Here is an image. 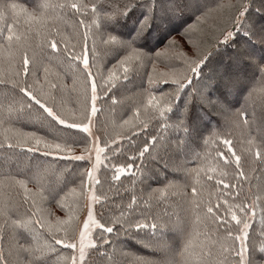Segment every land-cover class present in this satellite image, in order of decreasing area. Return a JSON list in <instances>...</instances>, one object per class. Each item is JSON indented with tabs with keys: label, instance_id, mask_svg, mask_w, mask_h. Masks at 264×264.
I'll use <instances>...</instances> for the list:
<instances>
[{
	"label": "snow or ice",
	"instance_id": "snow-or-ice-1",
	"mask_svg": "<svg viewBox=\"0 0 264 264\" xmlns=\"http://www.w3.org/2000/svg\"><path fill=\"white\" fill-rule=\"evenodd\" d=\"M250 4L251 0H241L238 4L227 5L235 8V27L242 30L243 36L249 40L256 36L254 22L247 16ZM200 8L199 0H109L107 8L103 0L90 4L80 0H58L56 3L46 0L39 5L38 11H29L15 2L0 0V21H4V27H0V61L7 65L0 68V91L3 93L0 98V150L7 154L17 148H26L27 153H39L40 157L45 158L41 161L43 167L38 164L25 179L18 180L12 175L0 178V264H49V257L53 254L57 256L54 264H85L88 249H97L99 243H108L103 233H113L112 225H119L117 235L120 232L132 235L136 243L149 250L150 255L147 256L132 255L128 264H252L247 258L248 218L250 212L255 214L258 204L264 211V182L257 185L251 204L243 200L229 201L225 192L219 195L210 192L207 199L202 196L206 191L205 177L206 181L215 180L217 191L222 184L227 194H231V189L236 185L225 178L246 179L248 173L243 170V161L249 164L253 172L256 163L264 165V119L258 129L257 142V138L249 133L253 120L248 115L249 102L255 103L257 99L264 109V55L257 58L254 52H245V45H237L227 63H218L212 68H209L213 63L212 57L200 51L198 45H194L197 48L194 57H189L183 51L175 53L173 58L182 62V72L172 70L159 74L155 82L168 89L160 93V101L150 92L147 93V106L158 110L161 118L166 112L174 111V103L183 94V105L175 103L174 114L178 121L175 126L185 133V137L177 142V148L187 145L197 136L202 139L201 126L209 124L216 115L224 117L230 129H241L243 134L248 135L247 146L242 148L243 161L242 154L237 153L232 140L226 137L221 142L227 152L218 149L215 156L206 152L202 158L197 153L196 157L202 159V163L196 168L188 169L182 164L165 160L164 167L173 173H184V180H168L163 187L149 192L148 200L165 201L170 195L180 196L195 213L191 230L181 217L173 220L172 214L167 212L164 215L168 216V220H163L160 214L152 216L151 223L142 213V218H136L135 195L125 206L127 210L122 208L119 216H113L107 222H100L93 211L94 203L102 198L107 199L104 193L96 194V185L101 184L96 173L103 160L108 159L105 149L109 145L108 140L101 141L91 131L93 118L99 111L98 101L101 96H108L110 85L115 80L121 77L128 80L130 72L139 71L146 63L155 65L160 57L177 47L170 37L163 47L154 50L147 47L150 30L158 21L164 22L186 11H200ZM136 9L141 10L140 14L133 20L134 29L128 31L126 22L129 14ZM99 14H102V23L93 19ZM8 18L11 23L7 22ZM68 27L72 28L75 43H70L65 35ZM102 28L104 32L100 31ZM222 35L224 42L233 43L231 31L226 30ZM257 42L264 45V34L258 36ZM99 45L104 47L100 48ZM101 56L117 58L107 76L97 75L93 71ZM133 60L138 63H131ZM53 69H56L54 73ZM67 76L72 78L74 91L79 85L80 98L71 111L65 110L59 95L68 88L64 83ZM193 77L196 78L195 84ZM152 82L150 74L149 83ZM188 88H194V93L187 91ZM245 92L247 95L244 96L243 106L236 108L233 101ZM161 102L164 107L157 109V104ZM112 103H116L114 97ZM193 104L196 106L195 113ZM145 107L143 104L136 106V115L132 119L147 127V111L146 119L140 120L141 108ZM25 118L38 123L47 134L26 133L15 127V121ZM129 123L124 121L117 127ZM68 130L87 133L91 146L87 142L81 144L77 133ZM119 135L117 132L116 136ZM212 135L220 139L219 134L214 132ZM152 141L158 143V137L153 136ZM204 142L208 143L207 140ZM111 143L116 144L117 140L113 138ZM76 146L83 149L79 155L74 154ZM155 147L153 143L152 148ZM120 150L119 146L111 149L113 153ZM147 152L149 144L145 143L139 156L144 157ZM49 157L52 161L47 160ZM56 159L87 161L90 165L73 173L80 183L69 191L89 201L86 218L74 230L70 225L74 218L70 209L68 219H45L46 213L51 215L46 207L49 201H55L61 209H65L64 200L68 193L61 194L64 190L59 187V182L44 188L41 195H34L27 187L29 181L40 184L42 173L50 170ZM133 166L131 163L113 165L111 180L119 181ZM13 187L17 188L21 197L19 202L13 201L3 191L4 188ZM221 196H225L223 201ZM213 199L215 204L212 203ZM22 204L28 205L24 213L19 212ZM233 221L236 234L231 226ZM209 224L216 225L215 239L208 235ZM201 225L204 226L203 231ZM220 228L224 229L222 233L219 232ZM93 229L102 230L99 240L93 238ZM133 229L137 231L133 232ZM165 230L172 234L166 235ZM57 245L62 246V250L70 251L63 255ZM258 250L264 254V242L258 245Z\"/></svg>",
	"mask_w": 264,
	"mask_h": 264
},
{
	"label": "trees",
	"instance_id": "trees-1",
	"mask_svg": "<svg viewBox=\"0 0 264 264\" xmlns=\"http://www.w3.org/2000/svg\"><path fill=\"white\" fill-rule=\"evenodd\" d=\"M5 2H15L27 8L29 11H38L39 5L46 2V0H5ZM47 2L56 3L58 0H47ZM80 2L90 4L92 2L100 3L102 0H80ZM103 2L105 8H107L109 0H103ZM199 2L201 5L200 11H186L180 16L166 19L164 22L158 21L153 29L150 30L149 42L147 44L150 50L163 47L162 45L164 42L167 43L166 40L169 37L175 41L177 46L175 49L167 55L160 57L155 65L146 63L140 67L139 71L130 72L128 80H124L122 77L115 80L110 85L108 96H101L98 101L97 107L99 111L97 116L93 118L95 135L101 141H109L108 148L105 149L108 159L104 160L98 172V179L101 181V184L96 185V194L100 195L104 193L107 196V199L102 198L97 203L98 220L102 223L107 222L113 216H119L121 209L125 208L131 201L132 196L135 195L137 197V205L134 208L136 218H142V213L149 218L148 222L151 223V217L160 214L163 220H168V216L164 215L167 212L172 214L173 220L177 216L181 217L188 224L189 230H191V226L195 222V213L180 196L170 195L165 201L148 200L149 192L153 189L163 187L168 180H184V173H173L170 169L164 167L165 160L173 161L182 164L185 168L192 169L202 163V159H197V153L202 158L206 152L215 156L216 150L218 149L227 152L226 146L221 142L225 137L232 140L238 154H242V148L247 146L248 135L243 134L241 129H230L226 125L224 117L214 116L208 126L200 131L203 137L202 139L197 136L189 140L187 145L177 148V142L185 137V133L182 129L175 126L178 123L174 114L175 103L183 105V94L174 103V111L166 112L164 118L159 116L158 110L147 106V93L150 92L157 97V101H160V93L168 90L165 85L155 82L160 73L171 72L172 70L178 73L182 72V62L179 59L173 58L175 53L183 51L189 57H194L197 51L194 45H198L200 51L207 52L212 57L213 63L209 65V68L214 67L218 63H227L236 50L237 45H245V52L256 51L257 58L260 55H264V45L257 42L258 36L264 34V26H262V22L264 21V0H251V4L247 10V16L254 22L256 33V36H253L251 40L243 36L242 30H238L235 27V8L227 7L229 4H238L241 0H199ZM140 11L136 9L129 14V19L126 22V30L131 31L134 29L135 25L133 20L140 14ZM197 17L200 19L197 20ZM93 19L102 23V14H99ZM7 22L11 23L12 21L8 18ZM69 22L71 23V18ZM21 23H23V17H21ZM0 27H4V21H0ZM226 30L233 33L234 44L230 41L227 43L224 42L222 33ZM80 31L83 32V29H80ZM100 31L104 32L105 30L102 28ZM71 33L72 28L68 27L65 30V35L69 37L70 43H75V37ZM89 43L91 46V41ZM99 47L103 48L104 46L99 45ZM116 59L112 56H101L96 62V68L93 70L94 73L107 76L109 69H112L116 64ZM131 63H138V61L133 60ZM6 67L7 65L0 61V68ZM97 69L99 70L98 72ZM55 71L56 69H53V73ZM205 71L207 72L208 69H205ZM150 74L153 77L151 84L149 83ZM41 81L43 82L42 75ZM192 82L193 84L196 83L195 77H193ZM64 83L68 85V88L59 95L64 102L65 110L71 111L77 106L80 98L79 85H77L74 91L71 76L64 77ZM187 91L194 93V88H188ZM246 95L247 93L245 92L243 95L241 94L235 98L233 103H235L236 108L243 106L244 96ZM2 96L3 93L0 91V98ZM113 97L116 100L115 104L112 103ZM141 104L146 107L141 108L140 120L146 119L145 111H147V127H144L139 121L132 119L136 115V106ZM162 107H164L163 102L157 104V109ZM195 107V104H193L194 113ZM248 115L249 119L253 120L249 133L252 137H256L257 142H259L258 129L262 119H264V109H262L258 99L255 103L249 102ZM124 121H130V123L123 127H117L118 125H122ZM14 123L15 127L22 129L26 133L36 132L41 136L47 134L44 128H41L34 121L30 122L28 118L15 121ZM163 125H167V127ZM68 131L76 132L81 144L87 142L91 146V138L87 133L80 132L79 130ZM117 132L120 134L119 137L116 136ZM214 132L219 134V140L212 135ZM153 136L158 137V143L152 141ZM122 137L127 138L124 139ZM113 138L117 140L116 144L111 143V139ZM205 140L208 141L207 144H205ZM145 143L149 144V152L145 153L144 157H140L139 151L143 149ZM153 143L156 144L155 149L152 148ZM101 146L103 147L104 144L101 143ZM118 146L121 149L120 152L113 153L111 149H115ZM82 150L81 146H76L74 148V154L79 155ZM131 157H135V159H130ZM44 159L40 157L39 153H27L26 148H17L14 152L7 154L3 150H0V178L5 175H12L18 180L25 179L31 175L38 164L43 167L41 161ZM47 160L52 161V158L49 157ZM243 162V170L248 173L246 179L241 178L237 180L232 177L225 178L236 185V188L231 189V194H227L222 184L219 186V191H217L215 180L206 181L205 177L206 191L202 193L203 198L207 199L210 192L217 195L220 192H225L226 198L229 201L243 200L245 203L251 204L252 200L255 199L257 185L264 182V175H262L264 165L256 163L253 165L256 169L253 172L250 171L249 164L246 161ZM128 163L134 165L130 171L122 175L119 181L111 180L112 172L114 171L113 165ZM220 163L223 164V161H220ZM105 165H107V168H105ZM86 167H90L87 161L56 159L52 163L51 169L42 173L40 184L35 181L28 182L27 187L34 195L43 194L44 188H47L49 185H55L58 182L59 187L64 190L61 194L68 193L64 200L65 209H61L55 201H49L47 203L46 207L50 210L51 215L45 214L46 221H54L57 217L63 219L61 218L62 215L67 217L68 209L74 215L80 216L79 212L84 210L86 197L78 194L73 195L69 190L77 187L80 183L79 178L74 177L73 173L81 171ZM234 167L232 165V169ZM3 191L9 194L13 201H20L21 197L18 195L17 188H4ZM237 192L239 193L238 196L236 195ZM188 193H191L190 188L188 189ZM224 198L225 196H221V201ZM212 203H216L215 199L212 200ZM27 208V204H22L19 212L24 213ZM125 210L127 209L125 208ZM196 211H199V209ZM254 213L253 215L250 212L248 218L249 227L247 229L248 238L246 240L248 247L247 258L252 264H264V254L258 250V245L264 242V211L261 210L259 204L254 210ZM221 214H223V209H221ZM77 219L73 218L70 221L71 229L73 230L77 227ZM112 226L114 227L113 233H103L108 238V243H99L97 249H90L85 259V264H128L132 255H150L148 249L136 243L134 236L125 235L124 232H120L117 235L119 225ZM231 226L234 234H236L234 221ZM200 227L203 231L204 226L201 225ZM208 228V235L212 239H215L216 236L214 233L216 231V225L209 224ZM132 231L135 232L137 230L133 229ZM223 231V228L219 229V232L222 233ZM101 233V229H96L94 239L99 240ZM70 234L72 233L70 232ZM165 234L171 235L172 233L165 230ZM56 247L62 250V246L57 245ZM5 251H7L6 245ZM69 251L62 250V254L67 255ZM122 253H129V255H123ZM56 259L57 256L53 254L49 257V264H54Z\"/></svg>",
	"mask_w": 264,
	"mask_h": 264
},
{
	"label": "rangeland",
	"instance_id": "rangeland-1",
	"mask_svg": "<svg viewBox=\"0 0 264 264\" xmlns=\"http://www.w3.org/2000/svg\"><path fill=\"white\" fill-rule=\"evenodd\" d=\"M199 3H200V2H199ZM262 23H263L262 26H264V21H263ZM253 52H254V53H257L256 51H253ZM216 116H218V115H216ZM206 126H208V124H207V125H202L201 128H200V131H202ZM91 131H92V133H93L94 135L96 134V133H95V129H94V125H93V124L91 125ZM95 136H96V135H95ZM97 137H98V136H97ZM101 147H102V146H101ZM93 159H94V154H93ZM103 162H104V160H103ZM103 162H102V164L99 166V169H100V167L103 165ZM20 167H21V166H20ZM99 169H98V172H99ZM98 172L96 173L97 178H98ZM88 203H89V201H88L87 198H86L84 210H83L82 212H79L80 216L78 217L77 215H74V218L77 219V217H78V219H77V221H76L77 226L80 225V223H81V221H82L83 218H86V211H87V204H88ZM93 211H94V215H95V217L98 219L97 203H94V204H93ZM79 214H78V215H79ZM75 216H76V217H75ZM61 218H63V219H68V215H67V217H66L65 215H62ZM95 231H96V229H93V230H92L93 238H94V233H95ZM77 234H78V233H77ZM89 250H90V249L87 250V254H88ZM86 257H87V255H86Z\"/></svg>",
	"mask_w": 264,
	"mask_h": 264
}]
</instances>
